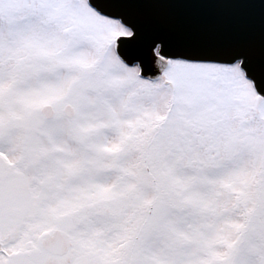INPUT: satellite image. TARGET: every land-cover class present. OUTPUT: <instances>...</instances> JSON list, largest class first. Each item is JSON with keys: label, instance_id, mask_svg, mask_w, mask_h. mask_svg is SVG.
Masks as SVG:
<instances>
[{"label": "snow or ice", "instance_id": "obj_1", "mask_svg": "<svg viewBox=\"0 0 264 264\" xmlns=\"http://www.w3.org/2000/svg\"><path fill=\"white\" fill-rule=\"evenodd\" d=\"M257 2L0 0V264H264V34L132 10Z\"/></svg>", "mask_w": 264, "mask_h": 264}, {"label": "water", "instance_id": "obj_2", "mask_svg": "<svg viewBox=\"0 0 264 264\" xmlns=\"http://www.w3.org/2000/svg\"><path fill=\"white\" fill-rule=\"evenodd\" d=\"M132 10L142 23L167 32L175 41L188 46L255 45L264 34V4L259 2L149 4L132 6Z\"/></svg>", "mask_w": 264, "mask_h": 264}]
</instances>
